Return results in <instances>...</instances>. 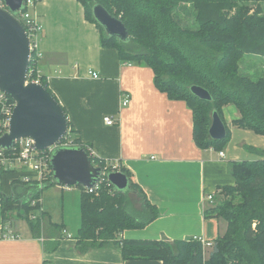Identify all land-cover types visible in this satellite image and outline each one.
<instances>
[{"label": "crops", "instance_id": "obj_1", "mask_svg": "<svg viewBox=\"0 0 264 264\" xmlns=\"http://www.w3.org/2000/svg\"><path fill=\"white\" fill-rule=\"evenodd\" d=\"M30 11L42 26L37 67L65 109L70 127L95 157L117 161L130 173L140 189L126 191L130 214L140 221L150 215L144 200L157 211L153 220L125 229L119 236L168 241L196 236L212 241L221 236L225 221L205 218L204 212L218 199L222 187L234 184L229 164L242 160L240 151L229 155L222 149L224 156L219 157L218 150L197 146L192 110L186 102L159 90L148 65L121 61L115 48L103 46L96 24L87 19L79 1L38 0ZM124 95L129 99L126 105L122 104ZM106 116L114 124H106ZM222 117L230 130L242 128L233 124L239 117L235 106H223ZM238 132L249 136L251 131ZM248 147L255 156L243 160L264 158L263 146ZM24 174L20 167L0 168V264H162L160 260L124 259L120 249L111 245L87 248L79 242V187L50 186L56 191L41 196L40 208L29 212L31 219H40L35 235L22 216V205L32 199L39 185L23 182ZM209 194L212 201L206 198ZM5 197L17 205L6 217L2 213ZM68 199L75 209L78 203L75 232H69L63 220ZM59 206L60 216L55 220ZM64 229L72 238L61 233ZM10 233L15 237L4 236Z\"/></svg>", "mask_w": 264, "mask_h": 264}, {"label": "trees", "instance_id": "obj_2", "mask_svg": "<svg viewBox=\"0 0 264 264\" xmlns=\"http://www.w3.org/2000/svg\"><path fill=\"white\" fill-rule=\"evenodd\" d=\"M77 1L87 19L96 24L103 46L115 48L121 61L148 65L159 90L186 102L192 110L197 146L218 151L225 147L229 128L226 126L227 134L222 140L211 139L208 128L211 111L217 110L223 119L222 107L228 104L239 112L233 124L264 135V77L254 80L239 72V61L244 55L264 58V15L260 7L264 0ZM250 3L257 4L252 13ZM95 4L121 19L129 33L127 41L104 32L92 14ZM234 7L237 9L232 12ZM188 10L194 12V19L185 26L180 18ZM40 82L56 98L45 77ZM193 84L205 88L211 101L193 95L189 90ZM63 111L66 115L64 108ZM76 134L68 123L67 136L72 146L84 149L91 162L102 169L104 160L93 156ZM229 170L234 184L220 189L228 198L217 199L216 206L204 212L205 218H221L226 223L225 232L211 241L207 257L201 241L192 237L174 241L121 238L123 230L145 225L157 216V211L144 200L150 215L140 221L125 207L126 192H112L106 182L101 184L98 194L79 187L80 225L76 237L87 248L117 247L124 259L160 260L162 264H264V158L231 162ZM120 171L127 175L130 189L140 191L130 173L123 167ZM55 184L53 176L43 180L32 199H39L44 188ZM30 200L22 205V216L37 235L40 219H31L29 212L39 209L40 204L31 206ZM13 208L17 205L3 198V216Z\"/></svg>", "mask_w": 264, "mask_h": 264}, {"label": "water", "instance_id": "obj_3", "mask_svg": "<svg viewBox=\"0 0 264 264\" xmlns=\"http://www.w3.org/2000/svg\"><path fill=\"white\" fill-rule=\"evenodd\" d=\"M0 8V90L15 102L8 130L0 136V148L9 149L18 138L28 137L35 148L44 150L64 138L68 122L57 99L41 83L26 82L30 63L29 38L14 14L24 8V0H2ZM92 14L109 37L121 41L129 33L120 18L100 4L92 7ZM190 92L200 100L211 101L210 93L199 85H190ZM226 124L213 109L210 114L208 135L213 140L226 137ZM52 176L58 185L93 187L99 179L100 168L94 166L87 152L78 146H58L50 160ZM116 191L130 190L129 179L121 171L107 174Z\"/></svg>", "mask_w": 264, "mask_h": 264}, {"label": "built area", "instance_id": "obj_4", "mask_svg": "<svg viewBox=\"0 0 264 264\" xmlns=\"http://www.w3.org/2000/svg\"><path fill=\"white\" fill-rule=\"evenodd\" d=\"M38 0H24V8L14 14L17 21L23 26L28 38H29V50H30V63L27 71L26 82L41 83V74L37 67V62L40 59L42 53L38 49L39 35L42 30V26L38 23L36 17L31 13L30 9L34 6ZM0 8L6 9L2 0H0ZM93 77H98L97 73L89 71ZM12 100V101H11ZM129 99L127 95L123 96L122 104L126 105ZM15 102L6 93L0 90V136L8 130L10 116L12 114ZM104 122L108 125L114 124L112 117H104ZM4 129V131H1ZM4 132V133H3ZM68 133V131H67ZM65 134L64 138L58 141L56 144L50 146L44 150H38L35 148L34 141L28 137L18 138L14 141V144L9 149L0 148V168L13 170L14 167H20L25 170L26 174L22 176V180L26 183H30L35 180L39 186H42L43 180L52 176V168L50 164L51 153L54 148L58 146H70L72 145L70 138ZM91 153L90 147H87ZM92 154V153H91ZM219 157H223L222 151H219ZM93 155V154H92ZM94 156V155H93ZM96 166L95 164H93ZM121 165L117 161H105L104 166L100 168V176L96 184L91 188L82 187V189L88 193L98 194L99 187L103 182H106L107 187H111L112 192L115 191L114 187L107 178V174L115 171H120ZM34 174V177L31 176ZM67 187V186H65ZM207 200L212 201L213 195H207ZM39 199L33 198L30 200V205L34 206ZM33 218V215H31ZM65 237L72 238L70 233L62 230L61 232ZM6 237H15L13 233L4 235ZM201 241L204 249L212 246V242L202 237H192Z\"/></svg>", "mask_w": 264, "mask_h": 264}, {"label": "rangeland", "instance_id": "obj_5", "mask_svg": "<svg viewBox=\"0 0 264 264\" xmlns=\"http://www.w3.org/2000/svg\"><path fill=\"white\" fill-rule=\"evenodd\" d=\"M257 4L256 3H250V13H252L254 11V9L256 8ZM260 7L262 9V15H264V2L260 3ZM237 8L234 7L232 12H234ZM181 17L180 21L183 22V25L187 26V25H191V23L193 22L194 19V12L192 10H188L186 12H182L181 13ZM189 23V24H188ZM239 72L243 73L244 75L249 76L252 79H258L259 77H264V58L260 57V56H253L251 54H246L244 55V57L239 61ZM232 105V104H229ZM234 107V105H232ZM1 124V123H0ZM238 129H229V137L227 139L226 145L223 149H226L227 153L230 155L232 153H234L235 151H240V156L243 160V158H252L255 156V154L251 151H249V147L251 144H259L261 146L264 147V135H259L256 134L255 132H253L250 129L247 128H239ZM1 131H4V129H2L1 127ZM238 131H251L249 132V136L245 135L242 132H238ZM4 133V132H3ZM240 141H243L244 144H239ZM251 153V157H247L248 154ZM51 187H55V185L51 186ZM70 188H76L77 187H70ZM55 190V188H50L48 187V189H44L40 195V199L44 198L45 195H48L46 193H53ZM76 193V192H74ZM42 196V198H41ZM227 199L228 197H226V195H224L223 191H220L219 193V197L218 200H223V199ZM217 200V203H218ZM76 206L73 207V204H71V202L69 201V199L67 201H65L64 203V209H65V214L63 217L64 220V224L67 226V228L69 229V232H75V229L78 226L79 223V219H78V215H79V210H78V203L76 202L74 204ZM216 206V201L214 203H212L211 205H209V207H207L206 209H210L212 207ZM125 207H126V203H125ZM60 206L56 207V211H54V219L57 220V218L60 216ZM71 213V214H69ZM219 220H222L224 222L223 219L221 218H217ZM60 220V218H59ZM210 248H206L205 250V257L208 256V251Z\"/></svg>", "mask_w": 264, "mask_h": 264}]
</instances>
